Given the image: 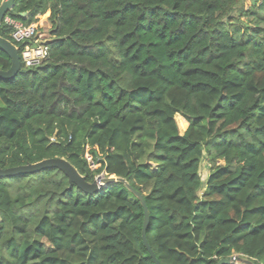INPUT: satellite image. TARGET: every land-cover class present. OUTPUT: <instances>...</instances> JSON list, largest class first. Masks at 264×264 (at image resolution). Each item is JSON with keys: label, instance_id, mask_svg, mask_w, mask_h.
<instances>
[{"label": "trees", "instance_id": "obj_1", "mask_svg": "<svg viewBox=\"0 0 264 264\" xmlns=\"http://www.w3.org/2000/svg\"><path fill=\"white\" fill-rule=\"evenodd\" d=\"M46 14V60L27 67L5 20ZM1 35L21 70L0 80V168L60 157L124 179L162 264H264V0H16ZM144 219L120 182L1 178L0 264H155Z\"/></svg>", "mask_w": 264, "mask_h": 264}, {"label": "water", "instance_id": "obj_2", "mask_svg": "<svg viewBox=\"0 0 264 264\" xmlns=\"http://www.w3.org/2000/svg\"><path fill=\"white\" fill-rule=\"evenodd\" d=\"M15 1L16 0H2L0 4V50L8 54L12 61V65L9 70L7 71L0 70V80H4V81H11L15 79L21 70V58L19 55L18 46L1 35V27L3 21L6 17V14L14 8ZM48 42L49 41L45 42V45H47ZM49 169L60 170L68 177L71 185H75L79 189L89 194H97L98 192H100L102 188H104L106 185L109 184L119 183V182L125 184L129 188V190L138 198V200L141 202L144 208L145 219H144L143 232H142V238L144 244L148 249L155 264H162L157 259L154 251L152 250L147 240L146 231L148 226L150 225V214H149L148 206L146 204V200L143 195H141L139 192H136L124 179L100 177L97 180H95L93 183H90L86 180L84 176H82L78 172V170L67 159L60 157L45 159L37 163L27 164L13 168H7V169L0 168V179L35 174ZM239 263L253 264L251 261L245 260L239 256L225 258L218 262V264H239Z\"/></svg>", "mask_w": 264, "mask_h": 264}, {"label": "built area", "instance_id": "obj_3", "mask_svg": "<svg viewBox=\"0 0 264 264\" xmlns=\"http://www.w3.org/2000/svg\"><path fill=\"white\" fill-rule=\"evenodd\" d=\"M9 26L13 28L12 37L17 43L26 44L22 50V60L27 67L37 66L46 60L45 42L49 39L44 38L38 32L39 25L33 24L25 26L22 22L6 18ZM104 178L103 174L96 177Z\"/></svg>", "mask_w": 264, "mask_h": 264}, {"label": "rangeland", "instance_id": "obj_4", "mask_svg": "<svg viewBox=\"0 0 264 264\" xmlns=\"http://www.w3.org/2000/svg\"><path fill=\"white\" fill-rule=\"evenodd\" d=\"M242 6H243V3H241L236 8V11L233 13V15L237 16L239 11H240V9L242 8ZM51 29H52V25H51V22L49 20V14H46L40 20L39 27H38V32H40L41 35L44 38L50 39V37H51V34H50ZM176 120H177V123L179 125L180 132L183 134L186 131L187 127H188V122L180 114L176 115ZM209 173H210V162H209L208 158L205 155L203 160H202L201 171H200L202 180L204 182L207 180Z\"/></svg>", "mask_w": 264, "mask_h": 264}, {"label": "crops", "instance_id": "obj_5", "mask_svg": "<svg viewBox=\"0 0 264 264\" xmlns=\"http://www.w3.org/2000/svg\"><path fill=\"white\" fill-rule=\"evenodd\" d=\"M188 126H189V124H188ZM188 128V127H187ZM187 130V129H186Z\"/></svg>", "mask_w": 264, "mask_h": 264}]
</instances>
